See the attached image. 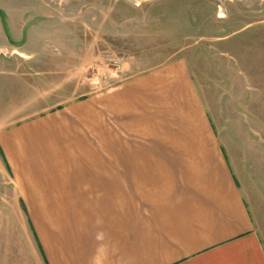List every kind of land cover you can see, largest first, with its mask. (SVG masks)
Here are the masks:
<instances>
[{
    "label": "crops",
    "instance_id": "crops-1",
    "mask_svg": "<svg viewBox=\"0 0 264 264\" xmlns=\"http://www.w3.org/2000/svg\"><path fill=\"white\" fill-rule=\"evenodd\" d=\"M0 154V206L26 209L37 264H264L183 59L3 127Z\"/></svg>",
    "mask_w": 264,
    "mask_h": 264
},
{
    "label": "rangeland",
    "instance_id": "rangeland-1",
    "mask_svg": "<svg viewBox=\"0 0 264 264\" xmlns=\"http://www.w3.org/2000/svg\"><path fill=\"white\" fill-rule=\"evenodd\" d=\"M6 40L0 130L185 60L264 238V0H0ZM32 249L24 209L0 206V264H37Z\"/></svg>",
    "mask_w": 264,
    "mask_h": 264
},
{
    "label": "trees",
    "instance_id": "trees-1",
    "mask_svg": "<svg viewBox=\"0 0 264 264\" xmlns=\"http://www.w3.org/2000/svg\"><path fill=\"white\" fill-rule=\"evenodd\" d=\"M24 210L26 211V209L24 208ZM30 222V221H29ZM30 225H31V223H30ZM33 232H34V230H33Z\"/></svg>",
    "mask_w": 264,
    "mask_h": 264
}]
</instances>
